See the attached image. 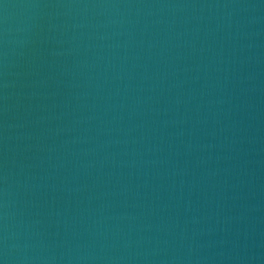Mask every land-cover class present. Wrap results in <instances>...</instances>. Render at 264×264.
<instances>
[{"label": "water", "instance_id": "1", "mask_svg": "<svg viewBox=\"0 0 264 264\" xmlns=\"http://www.w3.org/2000/svg\"><path fill=\"white\" fill-rule=\"evenodd\" d=\"M0 264H264V0H0Z\"/></svg>", "mask_w": 264, "mask_h": 264}]
</instances>
